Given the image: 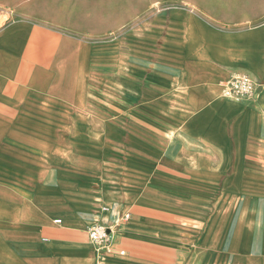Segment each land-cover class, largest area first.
<instances>
[{"label":"crops","instance_id":"obj_1","mask_svg":"<svg viewBox=\"0 0 264 264\" xmlns=\"http://www.w3.org/2000/svg\"><path fill=\"white\" fill-rule=\"evenodd\" d=\"M25 1L0 0V264H264V0ZM162 12L188 22H144L116 71L62 31Z\"/></svg>","mask_w":264,"mask_h":264},{"label":"rangeland","instance_id":"obj_2","mask_svg":"<svg viewBox=\"0 0 264 264\" xmlns=\"http://www.w3.org/2000/svg\"><path fill=\"white\" fill-rule=\"evenodd\" d=\"M28 1V0H26ZM23 2L18 5L19 9H22L27 2ZM89 14H83L82 20ZM202 16L201 14H199ZM28 17H30L28 15ZM58 14L56 12L50 14V24H57ZM69 14H66V19L69 21ZM188 14L185 13H171V12H162V13H140V14H115V19L127 21L129 19V27L118 28L114 30H105L95 34L87 28H81L78 30L66 28L62 30L65 32L67 37L77 38L81 40L82 46V69H89L91 67V62L89 56L91 53H98V68H105L106 63L109 64V67L113 68L115 71L123 66V62L126 57L125 54L130 52L132 53L133 45L143 44L149 38L143 35L144 22L148 21H165L169 19H175L179 24H187ZM80 25V24H79ZM58 31V30H54ZM135 47V46H134ZM106 57H112L113 59L105 61ZM95 65V63H94ZM74 78L67 77L66 80H73ZM80 79V78H79ZM82 85L89 86V77H81ZM105 97V95L103 94ZM110 96L116 98V93L111 94Z\"/></svg>","mask_w":264,"mask_h":264},{"label":"built area","instance_id":"obj_3","mask_svg":"<svg viewBox=\"0 0 264 264\" xmlns=\"http://www.w3.org/2000/svg\"><path fill=\"white\" fill-rule=\"evenodd\" d=\"M257 89L255 80L247 74H237L223 84L226 96L236 102H244L252 99ZM61 224V220H56ZM112 231L104 225H94L88 229V235L97 252L109 250L112 246Z\"/></svg>","mask_w":264,"mask_h":264}]
</instances>
